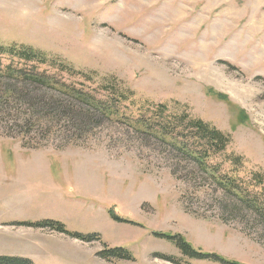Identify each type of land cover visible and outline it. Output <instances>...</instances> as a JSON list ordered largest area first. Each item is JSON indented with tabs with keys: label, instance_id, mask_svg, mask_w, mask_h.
<instances>
[{
	"label": "rangeland",
	"instance_id": "1",
	"mask_svg": "<svg viewBox=\"0 0 264 264\" xmlns=\"http://www.w3.org/2000/svg\"><path fill=\"white\" fill-rule=\"evenodd\" d=\"M15 43L113 76L142 101L186 107L264 174V0H0V44ZM94 135L33 149L0 134V257L225 264L188 260L163 234L234 264H264V222L190 163L123 125L104 122ZM44 221L97 240L28 226ZM116 248L133 259L102 258Z\"/></svg>",
	"mask_w": 264,
	"mask_h": 264
},
{
	"label": "trees",
	"instance_id": "2",
	"mask_svg": "<svg viewBox=\"0 0 264 264\" xmlns=\"http://www.w3.org/2000/svg\"><path fill=\"white\" fill-rule=\"evenodd\" d=\"M104 122L156 140L232 198L237 208L264 222V174L249 169L243 156L230 152L231 135L193 117L179 104L173 107L142 101L113 76L78 70L63 58L31 46L0 44V134L20 138L25 147L33 149L46 146L56 136L85 144ZM109 213L113 218L112 208ZM28 226L51 229L85 243L97 240L95 235L71 232L55 221ZM156 236L173 241L188 260L234 264L195 250L180 236ZM101 256L107 260L133 259L122 248L104 251ZM167 260L179 264L175 259ZM0 264L33 263L2 256Z\"/></svg>",
	"mask_w": 264,
	"mask_h": 264
}]
</instances>
